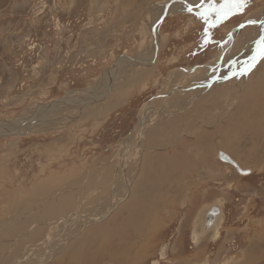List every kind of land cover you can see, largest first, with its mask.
Segmentation results:
<instances>
[{
	"label": "rangeland",
	"instance_id": "1",
	"mask_svg": "<svg viewBox=\"0 0 264 264\" xmlns=\"http://www.w3.org/2000/svg\"><path fill=\"white\" fill-rule=\"evenodd\" d=\"M167 1L0 0V120L16 119L21 128L20 134L0 138V264L18 263L23 257L27 264H158L164 244L170 254L165 264H195L197 256L207 264L212 258L201 249L208 239L198 237V215L213 205L223 212V207L235 204L236 196L243 221L221 229L222 239L213 252L222 253L228 264L264 260V212L256 211L264 209V168L239 164L250 168L249 174L263 171L240 176L213 154L222 149L235 156L241 139L248 149L253 143L252 148L264 150V62L263 76L249 77L247 87L243 86L245 76L262 59L247 67L253 56L247 52L264 37V25L255 36L256 27L247 21L264 17V0H256L258 6L252 0L244 2L229 21L212 11L207 22L198 11L210 6L202 3L194 9L197 0H186L192 11L185 5L186 10L167 14L159 22L160 44L153 63L124 62L102 99L110 83L106 69L114 59L123 53L144 56L153 50L151 23ZM232 27L234 43L229 41ZM240 64L244 69L238 70ZM101 91L104 94L97 102L82 108L54 104L47 115L37 110L60 96L77 104L81 98L95 99ZM147 103L146 123L136 129ZM34 112L43 120L22 132L23 121ZM138 131H142L139 143ZM11 132L16 131L8 135ZM253 132L259 136L254 138L256 143L247 138ZM121 154L127 159V174L133 177L129 175L130 192L105 217L113 195L123 193ZM149 166L158 171L147 188L148 197L144 193L138 200L137 185ZM167 168L170 175L164 173ZM199 181L216 183L205 193ZM198 186L203 188L200 197ZM147 200H151L148 209ZM74 213L105 215L100 222L73 225L58 241L57 231L68 222L62 218ZM259 217L262 220L256 221ZM203 226L202 236L207 231ZM219 231L216 228L211 235ZM54 232L51 255L38 262L35 255L45 253L44 242ZM190 232L198 239L191 236L189 242ZM111 243L118 251H112ZM123 247L129 252L123 254ZM175 257L178 261L171 260Z\"/></svg>",
	"mask_w": 264,
	"mask_h": 264
},
{
	"label": "bare ground",
	"instance_id": "2",
	"mask_svg": "<svg viewBox=\"0 0 264 264\" xmlns=\"http://www.w3.org/2000/svg\"><path fill=\"white\" fill-rule=\"evenodd\" d=\"M170 1V0H169ZM169 1H167V2H169ZM188 1V0H187ZM195 1V0H194ZM204 1V0H203ZM196 2V1H195ZM166 3V2H165ZM165 3H164V5H165ZM192 4H194V3H192ZM185 5H187V6H192L191 4H189V2L187 3V4H185V1H178V0H176L175 2H171L167 7H166V5L165 6H163V8L161 9V12H160V14L158 15V17H157V19H156V21H155V23H154V25H156L157 26V24H159L160 25V23H157V22H159V20H163L162 18H164V16L165 15H167V14H170V13H174V12H176V11H184V10H186L187 9V6H185ZM196 5V4H195ZM201 5V4H200ZM196 7V6H195ZM182 9V10H181ZM165 10V11H164ZM164 11V12H163ZM168 11H169V13H168ZM162 12H163V14H162ZM162 14V15H161ZM161 15V16H160ZM264 15V14H263ZM250 27V26H249ZM249 27H248V29H249ZM254 27H256V28H254V34H255V36H256V34L258 33V26H254ZM253 28V27H252ZM158 29H159V27H158ZM158 29H156V40L158 41L157 42V44H158V47H159V35H158ZM243 29V28H242ZM242 29H241V31H242ZM245 30H247V29H245ZM239 32V31H238ZM243 32H245V31H243ZM242 33V32H241ZM247 33V32H246ZM154 34V35H155ZM239 34V33H238ZM243 35V34H242ZM251 36V35H250ZM250 36H248V37H250ZM247 37V38H248ZM254 38V37H253ZM153 39V38H152ZM255 39V38H254ZM250 40H252V39H250ZM255 43V42H254ZM152 48L151 49H154V44H152V46H151ZM256 50L257 49V47H250V49H249V51L247 52L249 55L250 54H252V55H254V53L256 52V51H253V50ZM152 56V57H151ZM130 57H134V59H131V58H128V57H122L121 58V60H120V56L119 57H117L118 59H119V62L118 63H116L115 65H118V69H117V72H116V74H113V70L116 68V66H114L113 68H112V70H111V74H112V76H108V80L107 81H110V80H112V79H116V76H117V74H118V72H119V69H120V67L121 66H123V65H125V64H123L124 62H129V61H132L131 62V64L133 63V64H135V65H144V66H146L145 64H149L150 63V61H154V58H153V50H151L147 55H138V56H130ZM251 57V56H250ZM116 58V59H117ZM139 59L143 64H139V63H137V61H136V59ZM252 58V57H251ZM235 60V59H234ZM122 61V62H121ZM229 62V61H228ZM261 62H264V58H262L260 61H259V63H258V65L256 64V67L254 68V70L253 71H251L247 76H245L246 78V82L243 84V86H245L244 88H246L247 87V85H246V83L248 82V79L247 78H249L250 77V79H253L252 77H255V76H263V72H262V63ZM153 63V62H152ZM257 63V62H256ZM132 64V65H133ZM248 67V66H247ZM249 68V67H248ZM243 69H244V67H243ZM106 70H108V68L106 69ZM247 73V72H246ZM206 77V76H205ZM244 79V78H243ZM254 79H256V78H254ZM260 80H261V78H259ZM220 80V79H219ZM105 81V80H104ZM256 81V80H255ZM259 81V80H258ZM252 82V81H251ZM264 82V81H263ZM263 82H261V83H263ZM109 83V82H108ZM258 84H259V82H257ZM256 83V84H257ZM110 84V83H109ZM264 84V83H263ZM262 84V85H263ZM106 85H107V83H106ZM261 85V84H260ZM243 86L241 87L242 89H243ZM256 86H258V88H260L259 87V85H256ZM106 87V86H105ZM177 87V89H180V90H182V86L181 85H177L176 86ZM252 88V87H251ZM257 88V87H256ZM176 89V90H177ZM217 89V88H216ZM262 89H263V87H262ZM107 90V89H106ZM106 90H105V93H106ZM175 90V89H174ZM179 90V91H180ZM242 91V90H241ZM246 91V90H245ZM104 91H101V92H99L98 94V96H96V97H94L95 99H93V100H91V101H89V99H86V98H81V101L82 102H78L77 103V105H80V104H82L83 106L82 107H85V106H87V105H90V104H92V103H94V102H97V100L98 99H100L101 98V94L103 93ZM177 92H178V90H177ZM176 92V93H177ZM210 92V91H209ZM212 92H215V90H213ZM260 92V91H259ZM173 93V92H172ZM246 93H248V92H246ZM257 94H258V92H256ZM104 94V93H103ZM207 94V93H206ZM249 94V93H248ZM264 94V93H263ZM259 95V94H258ZM66 96V95H65ZM104 96V95H103ZM260 96V95H259ZM258 96V97H259ZM70 97H72V96H70ZM212 97V96H211ZM262 97H264V96H262ZM261 97V98H262ZM200 99V98H199ZM206 99V98H205ZM63 101L65 102V103H63V102H61V103H56V104H65V105H67V106H69V104H67V103H70V104H74V103H71V101H73V100H71V99H69L68 100V98L67 99H63ZM48 103V102H47ZM47 103H45V104H40L39 106H37V110L38 111H41V110H44L43 111V113H45L46 114V112H48V111H51L52 110V106L50 107V108H46V106H47ZM75 105V104H74ZM257 105H259V104H257ZM261 105V104H260ZM54 106V105H53ZM262 106V105H261ZM60 107V106H59ZM82 107H78V108H82ZM77 108V107H76ZM36 110V111H37ZM256 111V110H255ZM150 112V106H149V103H147V106L144 108V110H142V112H141V114H140V116H139V121H138V123H137V126H140V128H142L143 127V125H144V123H146L145 121H146V117H147V115L146 114H148ZM152 112V111H151ZM241 112H242V110H241ZM232 113H234V112H232ZM47 115V114H46ZM149 116V115H148ZM183 116V115H182ZM226 116H229L228 114L226 115ZM45 117V116H44ZM152 118V117H151ZM32 119H37V121H39V120H43L42 119V117H36V112H34L33 113V115H32ZM231 119V118H230ZM148 120V119H147ZM16 121V119L15 120H13V122L14 123H16L15 122ZM155 121V120H154ZM180 120H178V122H179ZM233 121V120H232ZM232 121H230V123H232ZM234 121H235V119H234ZM24 122V121H23ZM195 122V121H194ZM250 122V121H249ZM19 123H21V122H19ZM31 123H29V124H24V123H22V125H24L25 127L21 130L22 132L23 131H25L26 129H30V125ZM254 124V127H255V123H253ZM11 126H14V127H11V126H0V130L2 131V130H5V131H7V130H9L8 132H10V131H16V132H14V133H21V132H19L18 130H20L21 128L19 127V128H17V126L16 125H12V124H10ZM233 125V124H232ZM257 125V124H256ZM136 126V129H138V127ZM187 127V126H186ZM215 127V126H214ZM146 128V127H145ZM249 129V128H248ZM0 131V132H1ZM222 133V132H221ZM137 135V141L140 139V137H141V135H142V131H138L137 133H136ZM198 136V135H197ZM247 136V135H246ZM255 135H254V132H253V135L251 136V134L249 135V137L247 136V138H252V139H254V138H256V139H258L257 138V136L256 137H254ZM259 137V136H258ZM196 138V137H195ZM198 138V137H197ZM204 138H205V136H204ZM167 139V138H166ZM206 139V138H205ZM208 139V138H207ZM214 139V138H213ZM256 139H254V141H255V143H256V141L258 142V140H256ZM155 141H156V139H154ZM159 139H157V141H158ZM227 141V140H226ZM196 142V141H195ZM198 142V141H197ZM138 143H139V141H138ZM158 143H160V142H158ZM158 143H156V144H158ZM185 143V142H184ZM201 143V142H200ZM155 144V143H154ZM153 144V145H154ZM202 144V143H201ZM208 144V143H207ZM235 144V143H234ZM241 144V143H240ZM247 144V143H246ZM151 145V144H150ZM149 145V146H150ZM160 145V144H159ZM183 145V144H182ZM196 145H198V144H196ZM209 145V144H208ZM207 145V146H208ZM237 145V144H236ZM242 145V144H241ZM244 145V144H243ZM249 145H251V144H249ZM148 146V145H147ZM152 146V145H151ZM205 146V145H204ZM215 146V145H214ZM146 147V146H145ZM192 147H193V145H192ZM197 147V146H196ZM148 148H150V147H148ZM147 148V149H148ZM216 148V147H215ZM218 148H219V146H218ZM239 148V147H238ZM214 149V148H213ZM241 149V148H240ZM189 150V148L187 149V151ZM198 150H199V148H198ZM230 150V149H229ZM195 151V150H194ZM201 151H203V150H201ZM201 151H200V153L199 154H201ZM230 151H232V150H230ZM212 152V151H211ZM211 152L210 153H206V154H211ZM204 153V152H203ZM129 154V153H128ZM138 154V153H137ZM148 154V153H147ZM156 154V153H155ZM263 154H264V152H263ZM144 155V154H143ZM194 155V154H193ZM203 155V154H202ZM213 155V154H212ZM215 155V154H214ZM121 156H122V154H121ZM153 156V155H152ZM149 157V156H148ZM155 157H157V155L156 156H154V158ZM200 157V156H199ZM262 157V156H261ZM137 158V157H136ZM202 158V157H201ZM253 158H255V157H253ZM151 159V158H150ZM149 159V161H151ZM159 159V158H158ZM161 162L163 161V158H160L159 159ZM253 160V159H252ZM148 161V160H147ZM198 161H200V158H198ZM208 161V160H207ZM211 161V160H210ZM260 161V160H259ZM142 162V161H141ZM152 162H154L153 161V159H152ZM152 162H151V164H152ZM126 163H127V159H125V157L124 156H122V159H121V163H120V169H119V172H120V177L122 178V182L121 183H123V193L121 194H118V195H113L114 196V199H113V202L110 204V207L108 208V211L105 213V214H109V213H111L118 205H119V203L120 202H122L123 200H125L126 199V197L128 196V194H129V192H130V188H129V185H130V182H131V179L129 178V175H130V173H129V175L127 174V172L126 171H124V168H126ZM148 163H150V162H148ZM155 163V162H154ZM153 163V164H154ZM163 163V162H162ZM152 164V165H153ZM159 164V163H158ZM195 164V163H194ZM197 164H199V162H197ZM149 165V164H148ZM148 165H145V166H148ZM170 165V164H169ZM144 166V167H145ZM154 166H156V164L154 165ZM143 167V168H144ZM193 167H195V166H193ZM192 167V168H193ZM147 168V167H146ZM145 168V169H146ZM149 168H150V166H149ZM142 169V168H141ZM157 169V168H156ZM156 169H153V168H150V170L147 168L146 170H144V172L142 173L143 174V176H142V174H141V177H142V181L140 182V183H138V185H137V190H136V192H138V193H135L136 195L134 196V197H136V196H138V200L144 195V193L146 194V196H147V188H149L150 187V181H152L153 179H154V175L155 174H157V171H156ZM161 169H163V168H161ZM126 170H127V168H126ZM149 170V171H148ZM166 171L164 172V170H163V172L165 173V175L166 174H168V175H170L171 174V171H169V168H167V169H165ZM185 170V169H184ZM208 170H210V169H208ZM138 171V170H137ZM142 171V170H141ZM162 172V173H163ZM167 172V173H166ZM186 172V171H185ZM214 172V171H213ZM161 173V172H160ZM164 173H163V175L162 176H165L164 175ZM118 176V175H117ZM131 176V175H130ZM159 176V175H158ZM182 176V175H181ZM132 177V176H131ZM156 177H157V175H156ZM171 177H173V175L171 176ZM133 178V177H132ZM168 178V177H167ZM164 179V178H163ZM162 179V180H163ZM138 180H140L139 178H138ZM165 180V179H164ZM163 180V181H164ZM137 181V180H136ZM160 181V180H159ZM159 181H158V183H159ZM162 181V182H163ZM133 182V181H132ZM161 182V181H160ZM161 182V183H162ZM169 183H171V182H169ZM137 184V183H136ZM157 184V183H156ZM160 184V183H159ZM166 184H168V183H166ZM135 185V184H134ZM152 185V184H151ZM161 185V184H160ZM159 185V186H160ZM164 185V184H163ZM169 185V184H168ZM136 186V185H135ZM156 186V185H155ZM170 186V185H169ZM168 186V187H169ZM175 186V185H174ZM161 188H163L164 186H160ZM165 187H166V189L168 188L167 187V185H165ZM157 188V187H156ZM159 188V187H158ZM161 188H160V190H161ZM173 189H174V187H172ZM134 189V188H133ZM150 190V189H149ZM158 190V189H157ZM170 190V189H169ZM175 190V189H174ZM164 191V190H163ZM171 191V190H170ZM173 191V190H172ZM161 193H163V192H161ZM167 193V192H166ZM175 193V192H174ZM134 194V193H133ZM164 194H165V191H164ZM141 195V196H140ZM162 195V194H161ZM160 195V196H161ZM175 195V194H174ZM46 196V195H45ZM51 196V195H50ZM116 196H118V197H116ZM148 197V196H147ZM176 197V196H175ZM137 198V197H136ZM168 198V197H167ZM168 200V199H167ZM148 201H151V200H147V202H146V207H147V209L149 208V206H151L150 204H151V202L148 204ZM133 202H136L137 203V201H135V200H133ZM132 202V203H133ZM144 202V201H143ZM131 203V204H132ZM135 203V204H136ZM167 203V202H166ZM165 203V204H166ZM142 203H140V205H141ZM134 206V205H133ZM136 206H138V204H136ZM135 206V207H136ZM154 206V205H153ZM157 206V205H156ZM120 207V206H119ZM144 207V206H143ZM160 207V206H159ZM39 208V207H38ZM130 209V208H129ZM133 209H135V208H133ZM136 209H137V207H136ZM107 210V209H106ZM111 211V212H110ZM136 211V210H135ZM129 213V212H128ZM9 214V213H8ZM105 214H103V215H101V217L103 218V216L105 215ZM120 216V215H119ZM128 216H130V215H128ZM105 217H106V215H105ZM122 217V216H121ZM126 217H127V215H126ZM90 218L91 219H95L96 221H94V222H100V221H102V219L101 218H96V217H92L91 215H88V214H81V215H79V214H71V215H69V216H66V217H64V218H62V221H64V223L66 222V221H68V222H66V225H65V227L63 228V225H62V228H60L58 231H57V233L56 232H54L53 234H50V235H48L47 236V240L44 242V250H45V253L44 252H38L36 255H35V258H40L39 259V261L38 262H43L45 259H47L48 257H49V254H50V252H51V250L53 249V244H55L53 241H54V234L56 233V234H58V236H59V240L58 241H60L61 242V240L62 239H64L62 236L65 234V233H69V231H70V228L73 226V225H77V224H79V223H87V222H90L91 220H90ZM123 218H125V217H123ZM127 219V218H126ZM61 221V222H62ZM116 221V220H115ZM120 221V220H119ZM122 221V220H121ZM120 221V222H121ZM124 221V220H123ZM130 221V220H129ZM119 222V223H120ZM132 222V221H131ZM128 223V222H127ZM137 223V222H136ZM2 224V223H1ZM0 224V225H1ZM110 224V223H109ZM115 224V223H114ZM132 224V223H131ZM87 225V224H86ZM118 225V224H117ZM116 225V226H117ZM122 225V224H121ZM120 225V226H121ZM124 225V224H123ZM135 225V224H134ZM23 226V225H22ZM114 226V225H113ZM25 227V226H24ZM91 227V226H90ZM115 227V226H114ZM123 227V226H122ZM121 227V228H122ZM10 228V227H9ZM75 228V227H74ZM102 228V227H101ZM100 228V229H101ZM105 228V227H104ZM117 228V227H116ZM92 229V228H91ZM124 229V228H123ZM215 229V228H214ZM117 230V229H116ZM121 231V230H120ZM73 232V231H72ZM114 232V231H113ZM127 232V231H126ZM88 233V232H87ZM116 233V232H115ZM118 233V232H117ZM120 233V232H119ZM108 234V233H107ZM110 234V233H109ZM108 234V235H109ZM114 234V233H113ZM130 234V233H129ZM90 235V234H89ZM108 235H105V236H108ZM120 235V234H119ZM87 236V235H86ZM110 236V235H109ZM82 238H84V237H82ZM102 238V237H101ZM106 238V237H105ZM26 239V238H25ZM58 239V238H57ZM71 239H72V237H71ZM81 239V238H80ZM107 239H109V238H107ZM116 239V238H115ZM119 239V238H118ZM122 239V238H121ZM128 239V238H127ZM83 240V239H82ZM65 241V240H64ZM111 241V240H110ZM117 241V240H116ZM6 242V241H5ZM105 242V241H104ZM11 243V242H10ZM20 244V243H19ZM117 244V243H116ZM121 244V243H120ZM105 245V244H104ZM118 245H119V243H118ZM133 245V244H132ZM55 246V245H54ZM109 246V245H108ZM110 246L112 247V251L113 252H116V251H118V250H116L115 249V247H114V243H111L110 244ZM103 247V246H102ZM128 247V246H127ZM166 248V249H168V246H167V244H164V246L161 248V249H163V248ZM108 248H110V247H108ZM107 248V249H108ZM125 247H123V251H121L123 254H125V252L126 253H128L129 251L127 250V248H125ZM129 248H130V246H129ZM89 249V248H88ZM90 250V249H89ZM100 250H102V249H100ZM53 251V250H52ZM83 252V251H82ZM52 253V252H51ZM81 253V252H80ZM107 253V252H106ZM82 254V253H81ZM80 254V255H81ZM10 255V254H9ZM8 255V256H9ZM48 255V256H47ZM51 255V254H50ZM61 255V254H60ZM29 256V255H28ZM65 257V256H64ZM81 257V256H80ZM79 257V258H80ZM166 257V256H165ZM165 257H160V258H165ZM27 257H23V258H21V259H19V260H17V261H19L18 263L15 261V263H17V264H21V262L23 263V261H24V259H26ZM29 258H32L31 256L29 257ZM76 258V257H75ZM74 259V258H73ZM71 260V259H70ZM123 260V259H122ZM27 261V260H26ZM26 261H24V263L26 262ZM33 261V260H32ZM32 261H30V262H32ZM86 261H88V260H86ZM15 263H11V264H15ZM27 263H29V262H27ZM27 263H25V264H27ZM72 263V262H71ZM71 263H69V264H71ZM120 263V262H119ZM68 264V263H67Z\"/></svg>",
	"mask_w": 264,
	"mask_h": 264
},
{
	"label": "flooded vegetation",
	"instance_id": "3",
	"mask_svg": "<svg viewBox=\"0 0 264 264\" xmlns=\"http://www.w3.org/2000/svg\"><path fill=\"white\" fill-rule=\"evenodd\" d=\"M176 0H174L173 2H175ZM178 1H180V0H178ZM183 1H185V4H187V2H186V0H183ZM247 1H250V0H244V2H247ZM253 2H254V4H257V6H258V3L259 2H257L256 0H252ZM217 2H219V3H217ZM223 3V0H208L207 2H204L203 0H197L196 1V5L194 4V9H196V8H200L201 6H203L204 4L205 5H207V6H213V7H216V8H218L219 6H220V3ZM243 2V3H244ZM203 3V5H200V4H202ZM244 5V4H243ZM252 5V4H251ZM196 6V7H195ZM243 7V6H242ZM242 7H241V9H242ZM199 13H201L202 11H198ZM237 13H241V12H237ZM226 21H229L228 19H229V15L228 16H226L225 18H224ZM249 21H255V23H253V26H262V25H264V17L263 18H260V17H258V16H256V17H254V18H251L250 20H248L247 22L249 23ZM249 24H251V23H249ZM244 27V26H243ZM229 41H233L234 40V37H233V27H232V29L229 31ZM235 41V40H234ZM234 41H233V43H234ZM238 70L239 69H241L242 67H243V64H240V65H238ZM1 120H7V119H1ZM262 138L264 139V136H262ZM223 150L222 149H219L217 152H215V153H213V154H215V157H216V155H218V153L219 152H222ZM224 152H226V153H228L229 154V152H227V151H224ZM230 155V154H229ZM234 160H236L237 161V163H238V165L240 164V165H243V164H241V162L237 159V157L236 156H232V155H230ZM216 159H218V160H220V158H216ZM221 161V160H220ZM244 168V167H243ZM231 169V168H230ZM259 173H255V172H252V174H247V175H254V174H260V172H263V171H258ZM240 176H242L241 174H240ZM205 177H208V176H205ZM204 177V178H205ZM257 178H259V176H257ZM252 179V178H251ZM208 182H210V181H208ZM215 183L216 182H214L213 184H211V182L210 183H204V182H202V181H199L198 182V184L199 185H202L203 187H204V190H203V192H205L206 193V190L207 189H209V188H212V187H214L215 186ZM202 186H198V189H197V193L199 194V197H200V195H201V192H202ZM237 187L239 188V185H237ZM236 187V188H237ZM255 187V186H254ZM238 188L237 189H234L235 191H237V192H239L238 191ZM212 191H213V189H212ZM235 199L236 200H233V201H235V204H233L232 205V207H228V208H225V207H223V218H222V220L219 222V224H218V229L220 230L219 232V234L217 235V236H213V235H211V234H213L214 233V231H215V229L214 228H211V229H209V230H207V231H205V235H201V228H202V225H204L203 227L205 228V224H204V221L205 220H209L210 218H211V215H212V209L214 208V206L215 205H213V206H210L209 208H207V210L205 211V212H201V213H199V223L197 224V226H198V231H199V236L198 237H202V238H207L208 239V241H206L205 242V245H202V252H203V250H204V254L205 255H208L209 256V258H212L210 261L208 260L207 261V264H228V263H225V257H224V255L221 253V254H215L214 252H213V247H214V245L216 244V243H219V241L222 239V228H224V226L225 227H227V225H229L230 223H232V222H237V224H241L242 223V221H241V219L242 218H237V215H238V213H241L242 212V205H240L239 204V202H238V200H239V196H236L235 197ZM207 229V228H206ZM202 232H204V231H202ZM196 233H194V232H190V234L187 236V238H188V240H189V242H191V236H192V239H194V241H195V239H198L197 237H196ZM195 243V242H194ZM195 245H196V243H195ZM197 247V246H196ZM195 247V249H197ZM206 247H207V249H206ZM230 249H232V247H229ZM229 249V250H230ZM168 249H167V255H170L169 253H168ZM225 251H228V249H226L225 248ZM179 256V255H178ZM196 259H195V261L196 262H198V263H195V264H206V259H204L202 256H197V257H195ZM168 258L166 257L165 259H162V258H159V260H158V264H165L166 263V260H167ZM204 259V260H203ZM172 261L173 260H175V261H178L177 260V258L175 257L174 259H171ZM233 261H235V260H233ZM229 264H233V263H229ZM240 264H242V262L240 263ZM254 264H264V260L263 261H261V262H257V263H254Z\"/></svg>",
	"mask_w": 264,
	"mask_h": 264
},
{
	"label": "water",
	"instance_id": "4",
	"mask_svg": "<svg viewBox=\"0 0 264 264\" xmlns=\"http://www.w3.org/2000/svg\"><path fill=\"white\" fill-rule=\"evenodd\" d=\"M174 0H170L169 2L165 3L166 7L171 3L173 2ZM161 20H159L160 22ZM155 22V21H153ZM153 22L151 23V27H150V35H151V38H153V44H154V49H153V58L155 59L156 57V54H157V51H158V44H157V40H156V29H158L159 27V24H157V26L153 25ZM157 22V23H159ZM161 23V22H160ZM155 34V35H154ZM131 55L129 54H126V53H123L120 55V60L122 57H128V58H131V59H134V57H130ZM137 63L139 64H143L138 58L136 59ZM119 62V59H114L113 63L111 66H109L108 68V74L109 76H112L111 74V70H112V67L115 66L116 63ZM153 61H150L149 64H145V65H150ZM111 80H110V84H109V87L105 93V95L102 97V99H105V97L108 95V93L111 91L112 87H111ZM86 90V89H85ZM158 96V95H156ZM156 96H153V98H155ZM64 96H60L58 98H55V99H51L48 101L47 103V106L46 108H50L52 105L56 104V103H65L63 101ZM69 104L70 107H82L83 105L80 104V105H77V104H70V103H67ZM32 115L31 116L29 115V117L23 122L24 124H29V123H34V122H37V119H32ZM0 124H12V125H16L17 127L20 125V124H16L13 122V120H0ZM138 128H140V126H138ZM18 133H14V132H11L10 135H8V132H0V138L1 137H7V136H14ZM218 156L220 158V160L226 162L227 164L231 165L235 170H237L238 173L240 174H249L251 172V169L250 168H246V169H242L240 168V166L238 165L237 161L234 160L228 153L222 151V152H219L218 153ZM124 171H126V168H124ZM111 212V211H110ZM212 215H211V218L209 220H205L204 221V224H205V230H208V229H211V228H218V224L219 222L222 220L223 218V213L221 212V209L218 205H215L214 208L212 209ZM107 216V214H106ZM199 216V215H198ZM103 219V218H101ZM91 221H96L94 218L91 219ZM198 220H199V217H198ZM207 228V229H206ZM194 240V239H192ZM167 255V249L164 247L161 251H160V257H165Z\"/></svg>",
	"mask_w": 264,
	"mask_h": 264
},
{
	"label": "snow or ice",
	"instance_id": "5",
	"mask_svg": "<svg viewBox=\"0 0 264 264\" xmlns=\"http://www.w3.org/2000/svg\"><path fill=\"white\" fill-rule=\"evenodd\" d=\"M244 0H223V3L220 4L218 8L210 6L208 9H205L203 12L198 13L202 18L207 22L210 12L214 11L219 19H223L228 15L233 14V10L239 11L243 6ZM188 11H192V8L189 7ZM249 23H255V21H249ZM260 58H264V37H261L257 41V49L254 55L251 58L252 63L249 64V68L253 67L256 61Z\"/></svg>",
	"mask_w": 264,
	"mask_h": 264
},
{
	"label": "crops",
	"instance_id": "6",
	"mask_svg": "<svg viewBox=\"0 0 264 264\" xmlns=\"http://www.w3.org/2000/svg\"><path fill=\"white\" fill-rule=\"evenodd\" d=\"M40 60H42V59H40ZM58 61V60H57ZM3 69V68H2ZM22 84H24V82L22 83ZM11 86V85H10ZM9 86V88H11ZM264 127V126H263ZM263 130H264V128H263ZM243 133V132H242ZM244 136H242V137H240V139L241 138H243ZM244 139H241L240 140V143L242 144H237V149H236V153H235V156L237 157V159L241 162V164H243V165H256V166H258V169L259 170H261V168H264V154H263V152H264V150H263V148H257V147H253V148H255L256 150H253L252 151V145H253V143L249 146L250 147V149H248L245 145H243L244 144ZM239 147V148H238ZM241 148V149H240ZM235 152V151H234ZM252 155V156H251ZM262 156V157H261ZM253 157H255V158H253ZM253 159V160H252ZM260 160V161H259ZM234 186H236V184L235 185H231L230 186V188L229 189H231V187H234ZM251 188V187H250ZM256 211H258V212H264V209L263 208H261V207H259L258 209H256ZM242 213V212H241ZM239 214L240 215V217L239 218H241V215L242 214ZM256 221H259V220H262L261 219V217H259L258 219H255ZM241 221H243V219H241ZM197 263V262H196Z\"/></svg>",
	"mask_w": 264,
	"mask_h": 264
}]
</instances>
